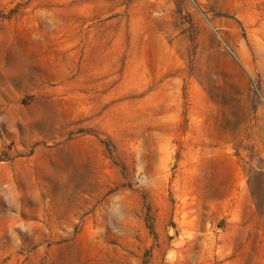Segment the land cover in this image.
<instances>
[{"label": "rangeland", "instance_id": "374dc122", "mask_svg": "<svg viewBox=\"0 0 264 264\" xmlns=\"http://www.w3.org/2000/svg\"><path fill=\"white\" fill-rule=\"evenodd\" d=\"M0 264H264V0H0Z\"/></svg>", "mask_w": 264, "mask_h": 264}]
</instances>
